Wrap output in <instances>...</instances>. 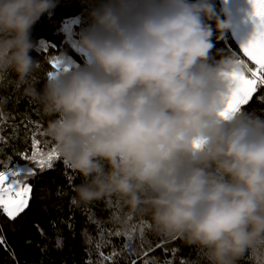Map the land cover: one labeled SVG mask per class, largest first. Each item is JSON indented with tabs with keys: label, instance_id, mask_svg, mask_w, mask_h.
<instances>
[{
	"label": "clouds",
	"instance_id": "9594fccd",
	"mask_svg": "<svg viewBox=\"0 0 264 264\" xmlns=\"http://www.w3.org/2000/svg\"><path fill=\"white\" fill-rule=\"evenodd\" d=\"M58 0H0V76L48 117L44 129L83 181L73 204L115 197L127 215L203 253L238 264L264 241V114L221 116L229 54L209 65L213 27L228 29L210 0H95L76 35L84 64L61 53L42 89L32 29ZM0 102H6L0 98Z\"/></svg>",
	"mask_w": 264,
	"mask_h": 264
},
{
	"label": "trees",
	"instance_id": "16d2710c",
	"mask_svg": "<svg viewBox=\"0 0 264 264\" xmlns=\"http://www.w3.org/2000/svg\"><path fill=\"white\" fill-rule=\"evenodd\" d=\"M210 2L217 12L220 9L218 1ZM94 4L95 0H58L52 13H45L34 25L32 38L39 49L31 55L40 66L32 79L38 81V90L43 88L46 73L57 69L53 62L61 53L71 58L73 66L84 64V57L73 44L76 35L87 26V13ZM75 18L71 27L70 24L62 25ZM221 20H225L223 15ZM211 23L213 48L208 64L214 66L224 56H235V52L240 55L235 56L237 59H243L251 67L229 30L217 40L220 33L215 31L214 22ZM13 80L15 74L11 72L0 76V98L6 99L0 102V171L33 163L25 161L23 155L31 156L37 151L43 154L37 155L39 160L55 149L44 131L49 118L23 95L22 89H16L11 83ZM261 98H264V88L258 89L241 108L264 114V99ZM36 140L39 144L34 148ZM35 170V177H21L32 187L29 206L14 220L0 211V240L3 241L0 243V264H133V261L135 264H206L201 250L185 245L180 239L156 233L148 217L127 215V209L122 208L115 197L73 204L74 187L82 183L83 178L67 167L60 156L53 168ZM129 236L134 238V253L125 247ZM58 240L62 242L60 247ZM113 253V259L104 260ZM238 264H264V241L247 251Z\"/></svg>",
	"mask_w": 264,
	"mask_h": 264
},
{
	"label": "snow or ice",
	"instance_id": "6c2138e0",
	"mask_svg": "<svg viewBox=\"0 0 264 264\" xmlns=\"http://www.w3.org/2000/svg\"><path fill=\"white\" fill-rule=\"evenodd\" d=\"M248 2L251 6L250 18L254 28L247 40L241 43L240 49L252 66L249 67L243 59H238L237 63L242 66L240 70L227 74L230 80V96L225 111L221 113V116L225 118L246 105L258 89L264 88V0H248ZM53 67H59L57 61L53 62ZM38 144V140L34 141L33 147L35 148ZM37 155L42 156L43 154L33 151L31 156L23 155V159L32 161V164L21 167L12 166L6 171H0V211L11 220H14L29 206L31 198L32 187L26 179L22 180L21 177H35L37 175L35 168L40 171L53 168L54 161L59 159V154L55 149L49 152L46 158L37 160ZM141 238H143V231H141ZM133 239V236H129V243L125 245L132 253L135 252ZM2 242L0 240V243ZM61 243L58 240L57 246L60 247ZM144 255L146 256L147 253L145 252ZM101 256L103 257V253ZM114 256L115 253L105 257L104 260H111Z\"/></svg>",
	"mask_w": 264,
	"mask_h": 264
},
{
	"label": "water",
	"instance_id": "95a60500",
	"mask_svg": "<svg viewBox=\"0 0 264 264\" xmlns=\"http://www.w3.org/2000/svg\"><path fill=\"white\" fill-rule=\"evenodd\" d=\"M217 1L223 12L224 19L229 23L228 30L230 36L243 54L242 50L240 49V45L242 42L247 40L254 28L250 18L251 6L248 0Z\"/></svg>",
	"mask_w": 264,
	"mask_h": 264
},
{
	"label": "built area",
	"instance_id": "2783aa9c",
	"mask_svg": "<svg viewBox=\"0 0 264 264\" xmlns=\"http://www.w3.org/2000/svg\"><path fill=\"white\" fill-rule=\"evenodd\" d=\"M216 13H217V15L219 16V18L221 19V15H223V12H222L221 8L218 9V11H217ZM71 20H72V19L64 21V22L62 23V25L64 26V25L70 23Z\"/></svg>",
	"mask_w": 264,
	"mask_h": 264
},
{
	"label": "rangeland",
	"instance_id": "374dc122",
	"mask_svg": "<svg viewBox=\"0 0 264 264\" xmlns=\"http://www.w3.org/2000/svg\"><path fill=\"white\" fill-rule=\"evenodd\" d=\"M76 20V18L75 19H72L71 20V22L70 23H68V24H70V27L74 24V21ZM69 26V25H68ZM67 26V27H68ZM74 46H75V44H73ZM233 54L236 56V57H239L240 55L239 54H237V53H235V52H233Z\"/></svg>",
	"mask_w": 264,
	"mask_h": 264
}]
</instances>
